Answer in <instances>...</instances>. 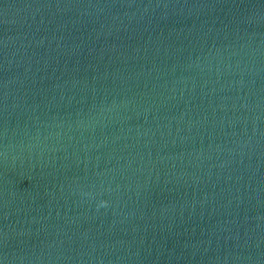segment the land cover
<instances>
[{
	"label": "water",
	"instance_id": "95a60500",
	"mask_svg": "<svg viewBox=\"0 0 264 264\" xmlns=\"http://www.w3.org/2000/svg\"><path fill=\"white\" fill-rule=\"evenodd\" d=\"M0 264H264V0H0Z\"/></svg>",
	"mask_w": 264,
	"mask_h": 264
}]
</instances>
